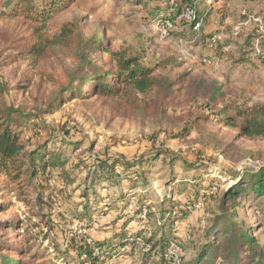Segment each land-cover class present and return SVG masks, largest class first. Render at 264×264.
<instances>
[{
    "label": "rangeland",
    "instance_id": "374dc122",
    "mask_svg": "<svg viewBox=\"0 0 264 264\" xmlns=\"http://www.w3.org/2000/svg\"><path fill=\"white\" fill-rule=\"evenodd\" d=\"M4 2L0 0V10ZM140 2L70 0L49 24L48 35L57 32L63 22L76 20L82 37L97 36L110 51L135 57L140 66L153 67L170 60L171 65L159 73L177 86L169 98L150 92L141 109L129 108L115 97L93 96L70 99L45 117L57 140L69 129L71 139L82 141L84 149L72 152V144L50 139L48 148L70 160L61 168L50 169L46 180L33 181L26 201L17 196L14 185L13 191L0 192L4 204L0 223L12 220L17 226L15 232L6 231L7 237L44 253V262L80 264L85 255L79 252L91 245L99 264H142L146 260L147 264H159L147 239L159 240L162 232H169L172 238L168 239L166 257L171 258L172 250L177 255V261L172 259L170 264H194L201 246L209 241V226L225 211L218 201L222 192L238 182V175L257 171L264 164V139L240 136L235 128L199 119L209 112L201 108L204 101L193 85L201 78L215 79L238 100L264 102V0ZM203 2L225 11L221 22L214 13L186 29L184 21H194L193 9H202ZM36 26L22 18L0 16V62H9L32 44L37 39ZM210 34V38L203 37ZM72 54L67 48L48 49L39 69L58 85L66 84L80 75ZM89 56L102 71L117 72L111 54ZM31 73L21 62L4 69L12 82ZM184 74L186 80L181 78ZM33 83L39 94L56 90L46 78L41 85H37L38 78ZM47 134L44 131L39 142H47ZM91 145L93 150L87 154L102 157L106 152L107 156L136 161L164 147L181 155L186 163L177 160L168 165L158 157L145 168L128 171L132 180L124 174L117 180L108 179L105 170L103 178L95 181L93 169L82 164L88 162L84 150ZM120 166H113V172L121 173ZM139 170H148L144 179ZM38 191L42 202L35 198ZM163 201L173 209L167 221L160 213ZM247 202L237 207V215L264 247V227H260L264 216L258 215L259 209H264L263 199H253L251 205ZM72 241L79 250L72 247ZM221 241L222 237L218 244ZM96 242H103L104 247H96Z\"/></svg>",
    "mask_w": 264,
    "mask_h": 264
},
{
    "label": "trees",
    "instance_id": "16d2710c",
    "mask_svg": "<svg viewBox=\"0 0 264 264\" xmlns=\"http://www.w3.org/2000/svg\"><path fill=\"white\" fill-rule=\"evenodd\" d=\"M206 1L212 3L217 0ZM68 2L70 0H5L0 10L1 18H22L37 25L35 28L37 39L18 51L9 62H0V176L4 178L0 183V192L5 191L7 194L13 191L14 185L17 196L22 201L27 200L28 188L33 187V181L46 180L49 178L50 169L61 168L70 160L66 154L64 156V153L48 148L50 139H53V142L72 144V152L84 149L82 141L71 139L69 129H64L62 138L57 140V136L51 132V126L45 122L47 115L59 110L70 99L93 96L115 97L121 99L129 108L141 109L145 103L144 98L150 92L160 93L163 98H169L177 86L176 81L159 73L171 65L170 60H161L153 67L140 66L137 58L125 57L120 52L110 51L97 36L94 39L82 37L76 20L63 22L57 32L48 35L53 16L64 9ZM138 3H141L140 0ZM202 5V9H193L196 13L194 21L192 19L184 21L186 29H192L196 23H202L214 13L218 14V22H221L224 10L206 2ZM203 37L212 36L210 34ZM248 43L250 44V41ZM51 48L71 50L80 75L66 84L59 85L57 81L51 80L53 78L46 77L39 66L45 52ZM96 52L111 54L116 62L117 72L102 71L89 56ZM14 62L25 63L32 73L27 78L12 82L11 78L4 74V69ZM35 78H38L37 85H41L45 78L49 79L56 90L42 94L34 92ZM181 78L186 80L187 74ZM193 85L204 101L201 108L209 112L199 117L200 120L208 122L210 119L218 125L235 128L240 136L264 139V102L238 100L223 82L215 79L208 81L201 78L195 80ZM44 131L48 132V138L45 140L47 142H39ZM92 150L93 145L84 150L88 162L83 160L82 164L88 170L93 169L95 181L103 178L101 173L105 170L108 179L117 180L124 174L132 180L127 175L128 171L135 167L145 168L152 159L158 157L168 165L177 160L186 163L181 155L164 147L158 148L150 157L139 161L107 156L106 152L103 153V158L95 156L94 153L87 154ZM116 164L121 165V173L113 172L112 167ZM146 173L148 170H141L139 174L144 179ZM40 193L41 191H38L35 198L42 202ZM198 194L195 192L196 196ZM253 199H263L264 202V164L259 166L257 171L246 170L244 174L238 175V182L222 192L218 201L220 208H224L225 211L209 226V241L201 246L194 264H264V247L258 245L257 239L250 235L251 227L242 223L236 211L237 207H243L244 202H251ZM249 202L247 203L251 205ZM3 205L0 203V209ZM254 206L255 209H259L257 204ZM160 213L167 216V221L171 218L173 209H168V203L163 201ZM258 215L264 216V209H259ZM83 217L84 215H80L79 219ZM16 228V221L0 223V233H3V236H0V264H57L54 261L44 262L43 259L46 257L44 253L32 250L31 246L25 247L7 237L6 231L10 229L15 232ZM162 233L159 240L148 238L147 242L151 245V251L157 252L159 264H170L172 257L170 259L166 257V250L168 239L172 238V235L169 232ZM220 237L222 241L218 244ZM71 245L79 250L74 241ZM96 247H104V243L96 242ZM82 251L85 260L80 264H99L91 245L79 253ZM142 264H147V260Z\"/></svg>",
    "mask_w": 264,
    "mask_h": 264
},
{
    "label": "built area",
    "instance_id": "2783aa9c",
    "mask_svg": "<svg viewBox=\"0 0 264 264\" xmlns=\"http://www.w3.org/2000/svg\"><path fill=\"white\" fill-rule=\"evenodd\" d=\"M169 253H170V256L172 257V259H173L174 261H177V255L175 254V251L172 250V251H170Z\"/></svg>",
    "mask_w": 264,
    "mask_h": 264
}]
</instances>
